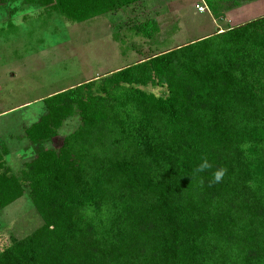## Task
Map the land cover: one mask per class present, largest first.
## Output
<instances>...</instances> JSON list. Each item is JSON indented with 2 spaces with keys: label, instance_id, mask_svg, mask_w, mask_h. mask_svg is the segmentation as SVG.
Returning a JSON list of instances; mask_svg holds the SVG:
<instances>
[{
  "label": "trees",
  "instance_id": "trees-1",
  "mask_svg": "<svg viewBox=\"0 0 264 264\" xmlns=\"http://www.w3.org/2000/svg\"><path fill=\"white\" fill-rule=\"evenodd\" d=\"M22 1L72 22L146 3ZM220 1L253 0H205L215 12ZM134 28L161 30L155 18ZM43 102L24 136L52 147L19 174L0 151V211L29 189L43 224L6 246L0 264H264V16ZM77 113L80 126L61 135ZM205 159L212 167L197 172Z\"/></svg>",
  "mask_w": 264,
  "mask_h": 264
},
{
  "label": "rangeland",
  "instance_id": "rangeland-1",
  "mask_svg": "<svg viewBox=\"0 0 264 264\" xmlns=\"http://www.w3.org/2000/svg\"><path fill=\"white\" fill-rule=\"evenodd\" d=\"M201 2L146 0L123 12L84 22H72L59 12L25 5L13 24L0 22V151L3 146L11 151L10 170L21 173L28 160L52 145L50 140L30 144L24 136L26 127L46 110L40 99L184 45L210 30L218 31L220 26L236 27L264 14L261 11L249 19L246 14L235 18L227 10L238 9L246 2L231 7L229 2L220 1L218 11L212 9L213 17L207 12L196 16L192 6ZM150 18L160 24V32L152 38L136 34L134 25ZM146 89L159 96L168 92L164 86L150 85ZM81 123L79 113L68 118L61 135L75 132ZM28 191L0 211V252L43 224Z\"/></svg>",
  "mask_w": 264,
  "mask_h": 264
},
{
  "label": "crops",
  "instance_id": "crops-1",
  "mask_svg": "<svg viewBox=\"0 0 264 264\" xmlns=\"http://www.w3.org/2000/svg\"><path fill=\"white\" fill-rule=\"evenodd\" d=\"M197 1V0H196ZM260 2V3H259ZM207 4V3H206ZM25 5H28V4H24L23 3V1L22 0H19V1H15V2H13V3H9V4H5V5H0V20L1 19H4V21L3 20H1L0 22H1V24L3 23V24H7V23H9V25H11V24H13L12 23V21L16 18V16H17V14H18V12L21 10V8H23ZM194 6H192V12H193V14L194 15H196V16H201V15H203V13L202 12H198L197 10H196V4H193ZM31 6V5H30ZM207 6H208V4H207ZM260 7H262V8H260ZM37 8V7H36ZM39 8H42V9H46V8H44V7H38V9ZM208 8H209V6H208ZM240 8H244L243 10H241ZM240 8H238V9H236V8H232V9H229V10H227V11H232L233 12V14H234V16H235V18H240V17H243V15L244 14H246L247 16H246V19H249L250 17H253V16H256V15H260L259 13H263L264 12V0H253V1H247L245 4H243V5H241L240 6ZM5 10V12H3ZM47 10V9H46ZM48 11V10H47ZM261 11H263V12H261ZM120 12H122V11H120ZM120 12H117V13H120ZM117 13H107L108 15L109 14H117ZM207 13H209V15H211V17H213V14H212V10L209 8V10L207 11ZM254 13V14H253ZM107 14H105V15H107ZM204 14H206L205 12H204ZM101 16H103V15H101ZM262 16H264V14H261L259 17H262ZM27 17V16H26ZM99 17V16H98ZM247 17H249V18H247ZM258 17V18H259ZM222 18H224V20H226L225 19V17H222ZM256 19V18H255ZM253 20V19H252ZM216 21V20H215ZM249 21H251V20H249ZM227 28H229V26H227ZM226 28V29H227ZM223 30H225L223 27H219L218 28V31H214V30H210L209 32H207L206 34H203V35H201V36H199V37H197V38H194V39H192V40H190L189 42H192V41H195V40H199V39H202V38H204V37H207V36H210V35H213V34H216L217 32H222ZM188 43V42H187ZM187 43H185V44H187ZM128 66V65H127ZM122 68V67H121ZM115 70H118V69H115ZM115 70H110L109 72H107V74L108 73H111V72H113V71H115ZM0 89H1V87H0ZM43 99L44 98H42V99H40V101L39 102H43ZM27 104V103H26ZM36 122V121H35ZM1 143V142H0ZM31 144V143H30ZM1 146H3V145H1ZM50 147H52V145H49L46 149H48V148H50ZM45 149V150H46ZM7 151L9 152L6 156H5V161H6V163H7V166L9 167V168H11L12 169V166H11V163H10V161H8V157H9V155H10V153H11V151L7 148ZM39 153V152H38ZM36 155V154H35ZM13 162V161H12ZM12 172H14L13 170H12Z\"/></svg>",
  "mask_w": 264,
  "mask_h": 264
},
{
  "label": "clouds",
  "instance_id": "clouds-1",
  "mask_svg": "<svg viewBox=\"0 0 264 264\" xmlns=\"http://www.w3.org/2000/svg\"><path fill=\"white\" fill-rule=\"evenodd\" d=\"M212 167V165L209 163V161L207 159H205L196 169L197 172H204L207 169H210ZM226 169L224 168H220L218 170H216L213 174V179L211 181V183H219L222 181V179L224 178Z\"/></svg>",
  "mask_w": 264,
  "mask_h": 264
},
{
  "label": "built area",
  "instance_id": "built-area-1",
  "mask_svg": "<svg viewBox=\"0 0 264 264\" xmlns=\"http://www.w3.org/2000/svg\"><path fill=\"white\" fill-rule=\"evenodd\" d=\"M196 10L198 12H202V13L207 12L209 10V8H208L205 0H202L201 3H199V4L196 5Z\"/></svg>",
  "mask_w": 264,
  "mask_h": 264
}]
</instances>
